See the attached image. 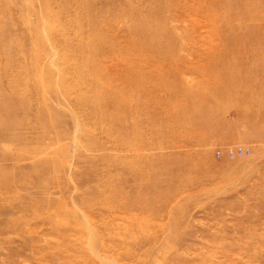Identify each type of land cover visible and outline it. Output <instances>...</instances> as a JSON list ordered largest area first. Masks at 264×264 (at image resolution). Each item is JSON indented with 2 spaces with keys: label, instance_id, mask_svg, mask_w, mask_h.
<instances>
[{
  "label": "rangeland",
  "instance_id": "374dc122",
  "mask_svg": "<svg viewBox=\"0 0 264 264\" xmlns=\"http://www.w3.org/2000/svg\"><path fill=\"white\" fill-rule=\"evenodd\" d=\"M0 264H264V0H0Z\"/></svg>",
  "mask_w": 264,
  "mask_h": 264
},
{
  "label": "bare ground",
  "instance_id": "6f19581e",
  "mask_svg": "<svg viewBox=\"0 0 264 264\" xmlns=\"http://www.w3.org/2000/svg\"><path fill=\"white\" fill-rule=\"evenodd\" d=\"M235 1H236V0H235ZM244 1H245V0H244ZM246 2H247V1H246ZM240 3H241V2H240ZM261 5H262V4H261ZM243 8H244V7H243ZM231 10H232V9H231ZM255 10H256V9H255ZM231 12H232V11H231ZM251 12H252V10H251ZM249 17H250V15H249ZM252 17H253V16H252ZM212 18L214 19V17H212ZM225 20H227V19H225ZM208 21H209V20H208ZM211 22H212V21H211ZM213 22H216V20L213 21ZM213 24H214V23H213ZM224 25H225V24H224ZM165 26H166V25H165ZM167 26H168V25H167ZM212 27H213V25H212ZM215 28H216V27H215ZM238 29H239V28H238ZM161 30H162V29H161ZM156 31H157V30H156ZM212 32H213V31H212ZM220 32H221V31H220ZM171 33H172V32H171ZM226 33H227V32H226ZM226 33H225V35H226ZM234 33H235V32H234ZM237 33H238V32H237ZM158 34H159V33H158ZM213 34H214V33H213ZM243 34H244V36L246 35L245 33H243ZM165 35H166V34H165ZM165 35H164V37H165ZM234 35H235V34H234ZM175 37H176V36H175ZM226 37H227V36H226ZM234 38H235V37H234ZM152 39H153V38H152ZM226 39H227V38H226ZM169 40H170V38H169ZM229 40H231V39H229ZM233 40H234V39H233ZM236 40H237V39H236ZM175 41H176V40H175ZM210 41H211V40H210ZM223 41H224V40H223ZM249 41H250V40H249ZM241 42H242V38H241ZM212 43H213V42H212ZM212 43H211V45H212ZM227 43H228V42H227ZM245 43H246V42H245ZM209 44H210V43H209ZM229 44H230V43H229ZM147 45H148V44H147ZM168 45H169V44H168ZM221 45H222V44H221ZM232 45H233V44H232ZM242 45H243V44H242ZM247 45H248V44H247ZM225 46H226V45H225ZM227 46H228V45H227ZM237 46H238V45H237ZM244 46H245V45H244ZM148 48H149V46H148ZM223 48H224V47H223ZM225 48H226V47H225ZM233 48H235V47H233ZM241 49H242V48H241ZM228 50H229V48H228ZM230 50H231V49H230ZM237 50H238V49H237ZM242 50H243V49H242ZM177 51H178V50H177ZM235 51H236V50H235ZM239 52H240V51H239ZM239 52H238V53H239ZM172 53H173V52H172ZM174 53H175V52H174ZM177 53H178V52H177ZM215 53H216V52H215ZM228 53H229V52H228ZM235 53H236V52H235ZM172 55H173V54H172ZM177 55H178V54H177ZM223 55H224V54H223ZM174 56H175V55H174ZM224 56H225V55H224ZM234 56H235V55H234ZM238 56H240V55H238ZM167 57H168V56H167ZM175 57H176V56H175ZM227 57H228V56H227ZM227 57H225V59H226ZM199 58H200V56H199ZM207 58H209V57H207ZM239 58H240V57H239ZM239 58H238V59H239ZM167 59H168V58H167ZM167 59H166V61H167ZM212 59H213V58H212ZM238 59H237V60H238ZM244 59H245V58H244ZM170 60H171V59H170ZM175 60H176V59H175ZM206 60H207V59H206ZM223 60H224V59H223ZM240 60H241V59H240ZM142 61H143V60H142ZM210 61H211V60H210ZM208 62H209V61H208ZM224 62H225V61H224ZM206 63H207V62H206ZM230 64H232V63H230ZM240 64H241V63H240ZM132 65H133V64H132ZM156 65H157V64H156ZM176 65H177V64H176ZM206 65H207V64H206ZM204 66H205V65H204ZM216 66H217V65H216ZM237 66H238V64H237ZM220 67H221V66H220ZM156 68H157V67H156ZM214 68H215V67H214ZM217 68H218V67H217ZM162 69H163V68H162ZM129 70H130V69H129ZM129 70H127V71L129 72ZM136 70H137V69H136ZM136 70H135V71H136ZM139 70H140V69H139ZM219 70H220V68H219ZM135 71H134V72H135ZM159 71H160V70H159ZM139 72H140V71H139ZM142 72H143V71H142ZM157 72H158V71H157ZM162 72H163V71H162ZM172 72H173V71H172ZM224 72H225V71H224ZM125 73H126V72H125ZM137 73H138V72H137ZM176 73H177V72H176ZM132 74H133V73H132ZM138 74H139V73H138ZM138 74H137V75H138ZM160 74H161V73H160ZM169 74H170V73H169ZM125 75H126V74H125ZM143 75H144V74H143ZM151 75H152V74H151ZM158 75H159V74H158ZM164 75H165V74H164ZM167 75H168V74H167ZM221 75H223V74H220L219 76H221ZM135 76H136V75H135ZM138 76H139V75H138ZM138 76H137V77H138ZM144 76H145V75H144ZM162 76H163V75H162ZM126 77H128V75H127ZM139 77H140V76H139ZM165 77H166V76H165ZM149 78H150V76H149ZM133 79H134V78H133ZM141 79H142V74H141V78H140V80H141ZM221 79H222V76H221ZM228 79H229V77H228ZM228 79H227V80H228ZM128 80H129V79H128ZM138 80H139V79H138ZM140 80H139V83H141ZM129 81H130V80H129ZM219 82H220V81H219ZM129 83H130V82H129ZM130 84H131V83H130ZM223 84H224V83H223ZM223 84H222V85H223ZM231 84H232V83H231ZM138 85H139V84H138ZM140 85H141V84H140ZM156 85H157V84H156ZM228 85H229V83H228ZM127 86H129V85L127 84ZM131 86H133V85H131ZM134 86H135V85H134ZM215 86H216V85H215ZM231 86H232V85H231ZM229 87H230V86H229ZM229 87H228V88H229ZM128 88H129V87H128ZM131 88H132V87H131ZM215 88H216V87H215ZM236 88H238V87H236ZM216 89H217V88H216ZM127 91H128V90H127ZM212 91H213V90H212ZM218 91H219V90H218ZM204 92H206V91H204ZM204 92H203V95L205 94ZM209 92H210V91H209ZM113 93H114V92H113ZM113 93H112V94H113ZM200 93H201V92H200ZM212 93H214V92H212ZM117 94H118V93H117ZM117 94H116V95H117ZM225 94H226V93H225ZM197 96H198V95H197ZM116 98H117V97H116ZM201 98H202V97H201ZM119 101H120V100H119ZM113 102H114V101H113ZM117 104H118V103H117ZM114 105H115V104H114ZM204 105H205V104H204ZM204 105H203V106H204ZM109 108H110V107H109ZM110 109H112V108H110ZM226 125H227V124H226Z\"/></svg>",
  "mask_w": 264,
  "mask_h": 264
},
{
  "label": "built area",
  "instance_id": "2783aa9c",
  "mask_svg": "<svg viewBox=\"0 0 264 264\" xmlns=\"http://www.w3.org/2000/svg\"><path fill=\"white\" fill-rule=\"evenodd\" d=\"M249 154V150L244 147H235L233 149H230L226 152V156L230 159H234L236 157L240 156H246ZM217 156L220 157L221 154L217 153Z\"/></svg>",
  "mask_w": 264,
  "mask_h": 264
}]
</instances>
